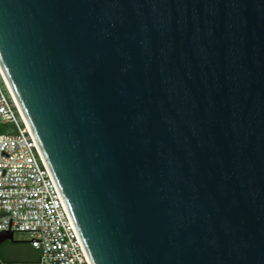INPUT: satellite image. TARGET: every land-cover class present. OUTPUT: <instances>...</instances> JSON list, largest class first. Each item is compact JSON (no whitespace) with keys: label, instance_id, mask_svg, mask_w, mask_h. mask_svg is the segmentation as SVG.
<instances>
[{"label":"water","instance_id":"95a60500","mask_svg":"<svg viewBox=\"0 0 264 264\" xmlns=\"http://www.w3.org/2000/svg\"><path fill=\"white\" fill-rule=\"evenodd\" d=\"M0 70L91 264H264V0H0Z\"/></svg>","mask_w":264,"mask_h":264},{"label":"built area","instance_id":"2783aa9c","mask_svg":"<svg viewBox=\"0 0 264 264\" xmlns=\"http://www.w3.org/2000/svg\"><path fill=\"white\" fill-rule=\"evenodd\" d=\"M0 123V232L28 234L36 264H91L1 70Z\"/></svg>","mask_w":264,"mask_h":264},{"label":"flooded vegetation","instance_id":"af4514ba","mask_svg":"<svg viewBox=\"0 0 264 264\" xmlns=\"http://www.w3.org/2000/svg\"><path fill=\"white\" fill-rule=\"evenodd\" d=\"M13 239L16 240L13 234ZM17 242H20L17 240ZM17 242H10L8 240L0 243V264H34L31 261V257L28 253L19 254L15 250ZM27 242V240H24ZM29 245V243H28ZM30 246V245H29ZM13 247V248H12ZM31 251H36L34 248L30 246Z\"/></svg>","mask_w":264,"mask_h":264},{"label":"rangeland","instance_id":"374dc122","mask_svg":"<svg viewBox=\"0 0 264 264\" xmlns=\"http://www.w3.org/2000/svg\"><path fill=\"white\" fill-rule=\"evenodd\" d=\"M0 126H1V132H8L10 130H13L12 125H10L9 123H0ZM14 237L16 238V240L20 241V242H17L16 247H15V250L17 251V253L19 254L28 253L29 256L31 257V261L33 263H36L39 258V252L37 251L32 252L28 243L24 242V240L28 239V234L17 232V233H14Z\"/></svg>","mask_w":264,"mask_h":264},{"label":"trees","instance_id":"16d2710c","mask_svg":"<svg viewBox=\"0 0 264 264\" xmlns=\"http://www.w3.org/2000/svg\"><path fill=\"white\" fill-rule=\"evenodd\" d=\"M0 133H2V132H1V126H0ZM34 264H36V263H34Z\"/></svg>","mask_w":264,"mask_h":264}]
</instances>
